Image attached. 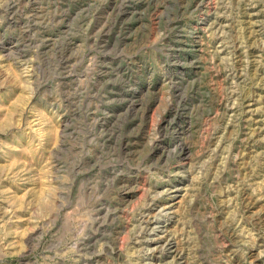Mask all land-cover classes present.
Instances as JSON below:
<instances>
[{
    "label": "rangeland",
    "instance_id": "374dc122",
    "mask_svg": "<svg viewBox=\"0 0 264 264\" xmlns=\"http://www.w3.org/2000/svg\"><path fill=\"white\" fill-rule=\"evenodd\" d=\"M205 2L0 0V264H264V0Z\"/></svg>",
    "mask_w": 264,
    "mask_h": 264
},
{
    "label": "bare ground",
    "instance_id": "6f19581e",
    "mask_svg": "<svg viewBox=\"0 0 264 264\" xmlns=\"http://www.w3.org/2000/svg\"><path fill=\"white\" fill-rule=\"evenodd\" d=\"M206 2H207V0H206ZM205 2V3H206ZM174 191H177L176 189L174 190ZM157 206V205H156ZM171 208H172V206H170ZM166 210V209H165ZM147 211V210H146ZM168 213V212H167ZM166 213V214H167ZM161 214V213H160ZM148 215H150L149 213H148ZM143 217V216H142ZM156 217V216H155ZM157 217H158V215H157ZM168 217V216H167ZM154 221V222H153ZM152 222H149L148 224H150V225H153V227H152V230H156V229H159V227H163L164 228V225H159V220H153ZM147 228V227H146ZM161 231H163V232H166L167 230H166V227H165V229L163 230V229H161L160 230V232ZM146 235H147V237L150 235V233L148 232V231H146ZM137 235V234H136ZM140 235V234H139ZM153 236V235H152ZM151 237V236H150ZM161 237H163V236H159L157 239L156 238H151L150 240H149V242H152V244H156V242L161 238ZM147 239V238H146ZM149 244V243H148ZM165 248H166V250H167V252L169 253V252H174V251H177V242H175V240L174 239H167L166 240V242H165ZM150 246V245H149ZM154 248V247H153ZM153 248H152V250H153ZM149 249V248H148ZM144 256V255H143ZM165 257V256H164ZM157 258V257H156ZM152 261V260H151ZM169 264H172V263H169Z\"/></svg>",
    "mask_w": 264,
    "mask_h": 264
}]
</instances>
